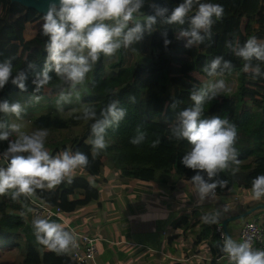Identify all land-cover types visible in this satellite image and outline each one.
Here are the masks:
<instances>
[{"label": "trees", "instance_id": "obj_1", "mask_svg": "<svg viewBox=\"0 0 264 264\" xmlns=\"http://www.w3.org/2000/svg\"><path fill=\"white\" fill-rule=\"evenodd\" d=\"M165 1L175 6L182 2ZM204 2L222 5L229 11V16L213 24L211 37L206 38L203 43L194 45L191 49L185 48V41L178 39L176 32L181 27H187V23L184 26L158 23L157 30L149 35V52L147 55H140L135 63L124 65L120 53L119 61L112 63V67L107 68L101 59L93 66L89 73L91 78L87 82L88 92L83 98L84 106H94L99 113V110L109 102L118 100L119 106L127 112L118 127L107 130L108 147L95 159L91 155V146L85 143L92 122L77 120L75 117L80 115V112L64 118L57 114L56 109H51L30 118L34 126L46 128L48 131L83 126L80 134L65 138L50 151L55 155L70 147L73 151L85 153L89 157V164L81 170L86 175L76 174L71 184L65 182L52 190H38L36 195L50 206H59L62 210V219L64 213L97 198L98 187L92 178L100 174L105 160L112 163L123 176L141 181H153L159 172L169 174L172 171L178 179L191 181L196 172L180 163L189 145L183 140L170 141L169 128L175 123L177 113L191 106L190 92L193 87H200L212 78L203 69L205 64L218 55L234 65L232 71L223 74L235 73L239 88L233 94L221 93L210 103H206L202 118L219 115L227 117L235 124L238 130L235 147L237 159L240 161L239 170L234 175L231 169L226 170L219 178L228 182L223 190L246 191L248 199L246 209L256 206L255 200L249 197L251 181L256 176L264 174V76L254 78L251 72H244L242 69L245 62L233 54L226 42L239 41L243 44L250 36L264 41V0H204ZM147 7L146 4L141 12L143 13ZM43 15L18 2L0 0V61L10 59L14 71L26 68L28 61L37 65V71L42 69L46 56L44 45L47 40L41 31ZM37 21H40L39 25L29 38H25V25ZM164 32H167V39L171 41L167 47L163 43ZM251 63L253 66L259 64L264 72V62L253 60ZM32 75L30 71L26 81L27 92L31 94L34 88L31 83ZM50 75L53 77L52 80L35 95H42L46 91L50 94L56 93L60 81L54 72ZM12 92L21 91L9 81L0 90V101H9L8 96ZM174 99L180 101L176 110L169 107ZM0 117L7 119L3 114H0ZM137 126H141L146 132V139L139 146L129 142L135 135ZM157 139L160 143L152 147V142ZM6 146L7 142H0V151ZM91 183L95 186H91ZM28 203L29 200L23 197L19 201H12L10 197L0 196V247L8 245L18 249L22 255V264H77L69 253L57 254L37 244L31 221L26 220L31 217V213H27L23 207L24 205L29 207ZM51 220L68 230L58 218L53 217ZM180 222L185 225L188 223L186 215L179 217L178 224ZM186 229L184 226L183 230ZM200 232L199 235L203 238H212L215 247L223 255L218 247L222 243L215 232V224L205 223Z\"/></svg>", "mask_w": 264, "mask_h": 264}, {"label": "clouds", "instance_id": "obj_2", "mask_svg": "<svg viewBox=\"0 0 264 264\" xmlns=\"http://www.w3.org/2000/svg\"><path fill=\"white\" fill-rule=\"evenodd\" d=\"M146 4L154 14L141 12ZM223 15L222 5L204 0H182L171 11L152 0L147 3L146 0H50L41 26L42 35L47 38L42 69L37 71V65L28 61L26 68L14 71L10 59L0 61V90L11 81L21 92H27L26 81L31 71L33 94L23 103L0 101V114L19 119L30 103L39 102L40 97L35 93L49 84L52 72L60 81L54 105L63 111L65 104H71L73 99L80 100L81 87L101 56L113 57L122 48L135 51L134 45L145 34L156 31L158 23L180 26L187 23L176 36L185 41V48L191 49L211 37L213 24ZM163 36L167 47L171 41L167 39V32ZM226 44L245 62L244 72H251L254 78L264 76L259 64L253 66L251 63L253 60L264 62V41L250 36L243 44L239 41H227ZM233 67L231 61L218 55L205 64L203 70L209 77H218L232 71ZM230 91L223 79L193 87L191 106L181 109L169 128L170 141L183 140L189 145L180 163L196 172L191 182L198 197L197 206L203 205L206 199H214L217 187L227 186L228 182L219 178L222 172L231 169L234 175L239 170L235 124L219 115L202 118L206 103ZM179 103L174 99L169 107L176 110ZM119 104L118 100H112L99 113L94 106L85 105L75 117L92 122L85 143L91 146L93 159L108 147L107 130L118 127L127 114ZM23 129L21 123L0 117V142H7L6 148L0 151V196L10 197L12 201L22 197L34 200L38 190H52L65 182L71 184L77 171L88 166V155L70 147L53 155L46 147L48 129L31 132ZM145 139L146 132L137 126L129 142L139 146ZM159 143L158 139L154 140L151 146L156 147ZM91 186L95 184L91 183ZM250 191L254 199L264 198V174L251 181ZM23 207L27 213L32 212L31 207ZM228 211L225 205L223 209L204 213L201 218L207 224H219L221 216ZM31 227L37 244L57 254H68L78 247L76 234L50 218L37 215L32 219ZM221 237L222 245L218 247L230 264H264V248H254L250 238L238 241L223 233Z\"/></svg>", "mask_w": 264, "mask_h": 264}, {"label": "crops", "instance_id": "obj_3", "mask_svg": "<svg viewBox=\"0 0 264 264\" xmlns=\"http://www.w3.org/2000/svg\"><path fill=\"white\" fill-rule=\"evenodd\" d=\"M39 23L31 25L37 27ZM76 174L86 175L81 169ZM169 175L165 180L141 181L123 176L112 163L104 161L100 174L92 178L98 187L97 198L63 215V220L75 230L94 238L98 249L95 264L229 263L212 238L199 235L205 225L201 217L213 209H222L224 204L230 208L220 221L246 211L244 208L238 213L233 209L239 197L243 205L248 203L246 191L226 189L225 194L197 206L192 182L178 179L173 171ZM250 196L252 199L251 193ZM258 211L262 214L264 208ZM183 215L188 227L178 224ZM260 219L264 225V218ZM231 221L227 223L229 236L230 227L235 226ZM238 224L241 227L242 222ZM184 237L189 238L187 247L181 246Z\"/></svg>", "mask_w": 264, "mask_h": 264}, {"label": "rangeland", "instance_id": "obj_4", "mask_svg": "<svg viewBox=\"0 0 264 264\" xmlns=\"http://www.w3.org/2000/svg\"><path fill=\"white\" fill-rule=\"evenodd\" d=\"M145 15H147V14H145ZM228 16H229V11L224 8L223 17H228ZM30 27L33 28V30L36 29V27L31 25V24L25 25V27H24L25 38H29V36L31 35L32 31H31ZM148 43H149V35L145 34L144 38L134 45V48L136 49L135 51L132 49H123L122 48L121 50H119L116 53L115 56H113V57L101 56L100 59L102 60L103 64L107 68L112 67L111 66L112 63L119 61L121 54H122V60H123L124 65L135 63L136 60L140 57V55H147V53L149 52ZM90 78H91V74H88V76L86 78L85 85L81 87L80 100L73 99L71 104H65L63 106V111L57 110V108L54 105L56 93L50 94L48 91H46V93H44L42 95H38L40 97L39 102H32L27 106L26 112L23 113L19 119H17L15 116H7V120H9V122L21 123L24 126L23 130H25L27 132H31V131L39 129V128H37L36 126H34L30 122V118L37 116L40 113H44V112L51 110V109H56L58 115H60L64 118H68L72 114L80 112L81 108L85 104L83 98L86 96V94L88 92L87 82L90 80ZM217 79H223L225 81L226 85L231 89L230 92H226L227 94H233V92H235L239 88V81H238V78L236 77L235 73L223 74V75L218 76V77H212L209 81H214ZM223 94H225V93H223ZM30 95H32V94L28 93V92H12L9 94L8 99H9V102L21 101L23 103L26 100H28V97ZM235 95H237V94H235ZM156 123H158V122L156 121ZM82 131H83L82 125L72 127L69 129H59V130L49 131V136L47 138L46 147L50 150L53 148V146H55L57 143L61 142L65 138H71L75 135L80 134ZM169 177H170L169 174H163V173L159 172L156 180L159 181V179H161V178H169ZM237 192H242V191L239 190ZM233 193L235 194V192H233ZM241 200H242V197H239L238 201H236L234 203V207H233V209L235 208V210L238 213L245 208V205L242 204ZM215 202L218 203L219 200H216ZM261 203L264 204V198H261L260 200H257L256 202H254V204H256V206L260 205ZM253 218L260 220V222H261L260 212L258 211V209L255 210L250 215H247L245 217H242V218L234 220V221L232 220L231 222H232V224H235V226L230 227V236L233 239H236L239 241L240 225L238 223H241V222L243 223L244 221L251 220ZM26 220L28 222L32 221V217H30V218L28 217V218H26ZM180 241H181V246L187 247L190 244L189 238L184 237ZM0 264H22V255H21L20 251L16 248H11L8 245H3L2 247H0Z\"/></svg>", "mask_w": 264, "mask_h": 264}, {"label": "built area", "instance_id": "obj_5", "mask_svg": "<svg viewBox=\"0 0 264 264\" xmlns=\"http://www.w3.org/2000/svg\"><path fill=\"white\" fill-rule=\"evenodd\" d=\"M215 192L216 196H218L219 194H225L226 190L217 187ZM28 204L29 207L32 208V212H30L32 219L37 215L50 219L56 217L64 223L68 231L76 234L78 247L73 249L69 255L77 264H95L98 249L94 238L86 233L75 231L68 223H66L61 217L62 210L59 206H50L37 197L34 200H29ZM225 205L228 209L230 208L228 204L222 205L221 208L223 209ZM260 217L264 218V213L260 214ZM215 232L219 235V240L222 243V233L224 235L226 234L221 221L219 224H215ZM245 238L251 239L254 248H264V225L255 218L244 221L240 227L239 241Z\"/></svg>", "mask_w": 264, "mask_h": 264}, {"label": "water", "instance_id": "obj_6", "mask_svg": "<svg viewBox=\"0 0 264 264\" xmlns=\"http://www.w3.org/2000/svg\"><path fill=\"white\" fill-rule=\"evenodd\" d=\"M11 1H15L18 2L28 8H32L35 9L36 11H38L39 13L45 14L48 8V4L50 2V0H11ZM152 2L160 4L161 6H166L169 8V11H171L175 5L172 4H168L165 0H152ZM144 14H154L153 9H151L150 7H147L144 10ZM259 208H264V205H258L252 208L247 209L246 211L239 213L237 215H233V216H229L227 218H225L224 220L221 221L223 228L225 230V234L229 236L228 234V229H227V223L231 220H237L240 219L242 217H245L247 215H250L251 213H253L255 210L259 209ZM230 264V262L228 263Z\"/></svg>", "mask_w": 264, "mask_h": 264}]
</instances>
